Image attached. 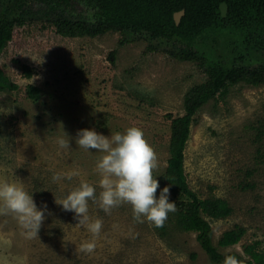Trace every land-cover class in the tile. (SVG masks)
<instances>
[{
	"label": "rangeland",
	"instance_id": "obj_1",
	"mask_svg": "<svg viewBox=\"0 0 264 264\" xmlns=\"http://www.w3.org/2000/svg\"><path fill=\"white\" fill-rule=\"evenodd\" d=\"M77 8L81 12L85 4ZM209 36L195 47L199 57H206L203 64L172 59L166 53L171 43L144 36L127 40L113 32L70 38L41 23L15 29L0 56L1 69L19 86L0 93V183L23 186L38 208L46 203L47 211L34 239L26 238L13 215H0V264H209L196 233L172 228L161 237L153 224L135 222L129 204L108 215L90 201V218L101 219L103 227L95 251L80 252V244L93 236L76 226L74 212L55 202L82 181L95 186L97 195L101 191L96 165L103 153L80 148L77 133L89 129L110 138L130 127L141 128L158 155L159 198L170 157L169 115L185 114V94L206 82L208 64L214 57L228 66L264 64L259 54L248 56L240 44L228 43V36ZM150 46L158 51L147 53ZM233 50L236 57L247 55L246 61L233 59ZM24 66L34 71L31 79L23 74ZM31 84L41 91L36 102L27 96ZM195 119L184 158L188 184L201 199L221 198L233 208L228 219H208L215 244L242 226L246 236L221 252L243 254V247L254 242L264 249V85L231 87L224 100L210 101ZM255 128H262L260 139ZM61 138L70 148L59 146ZM73 171L79 175L68 180L64 174ZM55 174L63 178L54 182Z\"/></svg>",
	"mask_w": 264,
	"mask_h": 264
},
{
	"label": "trees",
	"instance_id": "obj_2",
	"mask_svg": "<svg viewBox=\"0 0 264 264\" xmlns=\"http://www.w3.org/2000/svg\"><path fill=\"white\" fill-rule=\"evenodd\" d=\"M85 4L84 13L78 5ZM226 4L228 12L221 15L220 6ZM185 11L180 25L174 20L175 13ZM41 23L54 27L57 33L70 38H97L119 32L129 36H144L151 41L171 43L167 55L178 61L204 64L206 57H199L195 47L198 40L210 35L228 36V43L235 48L239 44L246 54H259L264 61V0H0V56L13 39L15 29L28 24ZM233 40V41H231ZM230 46V45H229ZM147 53L158 51L150 46ZM216 55L217 50H213ZM232 58L246 61L247 55ZM254 57V56H253ZM112 61L115 52L111 53ZM257 58V57H256ZM206 70L207 80L189 89L184 97L183 116L171 120V138L167 168L161 178V186L170 188L169 201L175 202L178 211L169 213L164 227L156 232L165 237L169 229L185 233H196V240L207 254L209 264H223L229 255L235 256L242 264H264V249L260 242L245 245L243 254L223 253L224 248L238 245L246 236V229L236 226L227 231L218 243L214 242L211 220H225L232 216L233 208L221 198L210 196L201 199L191 190L184 167L185 150L190 139L196 115L210 101L224 100L231 87L238 84L249 86L264 85V64L250 69L248 66H228L219 57H214ZM28 79L34 75L30 67H23ZM19 90V86L7 77L0 66V93ZM38 87H27V96L33 102L41 97ZM257 134L263 136L262 128ZM163 190V189H162ZM195 258V257H194Z\"/></svg>",
	"mask_w": 264,
	"mask_h": 264
},
{
	"label": "clouds",
	"instance_id": "obj_3",
	"mask_svg": "<svg viewBox=\"0 0 264 264\" xmlns=\"http://www.w3.org/2000/svg\"><path fill=\"white\" fill-rule=\"evenodd\" d=\"M76 144L85 150H96L103 153L96 169L100 175L98 186L101 191L96 193V187L82 181L78 187L71 190L62 200H55L62 205V210L74 212L78 220L77 227L86 228L93 239L80 244L78 251L91 254L96 249V238L100 236L103 221L99 218L91 220L89 202L98 204L106 214L124 204H129L133 210V218L137 223L147 221L157 228L164 227L169 213L178 211L175 202H169L170 188L164 187L157 198L159 181L154 176L158 169V155L145 137L141 128L130 127L124 134L119 132L107 137L95 130L82 129L77 133ZM59 146L70 148V142L61 138ZM68 180L78 176V172H69ZM61 174H55L53 181L62 179ZM47 205L38 208L23 186L16 183H0V215H13L23 234L28 239L39 236L42 224L46 219ZM223 264H242L235 256H227Z\"/></svg>",
	"mask_w": 264,
	"mask_h": 264
},
{
	"label": "water",
	"instance_id": "obj_4",
	"mask_svg": "<svg viewBox=\"0 0 264 264\" xmlns=\"http://www.w3.org/2000/svg\"><path fill=\"white\" fill-rule=\"evenodd\" d=\"M220 10H221L222 17L225 18L226 15H227V12H228L227 5L226 4H221ZM184 14H185V11L183 10V11L178 12V13H176L174 15V20H175V22H176L177 25H180L181 20H182V17L184 16Z\"/></svg>",
	"mask_w": 264,
	"mask_h": 264
},
{
	"label": "flooded vegetation",
	"instance_id": "obj_5",
	"mask_svg": "<svg viewBox=\"0 0 264 264\" xmlns=\"http://www.w3.org/2000/svg\"><path fill=\"white\" fill-rule=\"evenodd\" d=\"M85 11V10H84ZM176 14V13H175ZM185 15V14H184ZM183 18V17H182Z\"/></svg>",
	"mask_w": 264,
	"mask_h": 264
}]
</instances>
